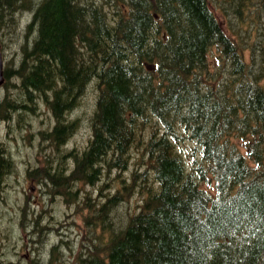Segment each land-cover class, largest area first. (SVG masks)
Masks as SVG:
<instances>
[{
	"label": "trees",
	"instance_id": "obj_1",
	"mask_svg": "<svg viewBox=\"0 0 264 264\" xmlns=\"http://www.w3.org/2000/svg\"><path fill=\"white\" fill-rule=\"evenodd\" d=\"M222 1L247 55L210 0H0V25L30 9L33 33L3 71L0 117L52 115L27 176L81 217L68 264H264V0ZM90 84L89 135L68 147ZM14 171L0 146V182Z\"/></svg>",
	"mask_w": 264,
	"mask_h": 264
},
{
	"label": "rangeland",
	"instance_id": "obj_2",
	"mask_svg": "<svg viewBox=\"0 0 264 264\" xmlns=\"http://www.w3.org/2000/svg\"><path fill=\"white\" fill-rule=\"evenodd\" d=\"M222 2L210 0V7L226 31L238 32L247 55L253 36L248 37L247 26L239 24L238 16L229 15L227 19L221 14L218 6ZM31 15L30 9L17 10L13 15L15 23L9 28L5 25L7 17L2 16L0 46L4 69L14 68L19 63L20 45L32 39L33 33L25 37V28ZM255 70L256 67L252 69L253 72ZM6 82L4 79L0 87V101L5 95ZM94 92L90 84L80 108L74 113V116L81 118V124L70 138L68 147L81 146L89 135L88 117L93 110ZM36 106L34 113L23 115L20 127L15 120L11 122L0 117V146L10 152L15 168L13 173L0 182V264H45L50 256L54 263L68 264L86 233L81 217L75 213L76 207L67 205L60 197L51 196L44 185L37 184L27 176L28 170L39 165L36 133L50 129L53 124L52 115L46 106L42 103ZM189 146L184 143L183 147ZM99 187L100 184L83 186V192L95 198ZM109 190L104 187L102 192L106 194ZM137 204L136 197L128 203H122L118 218H123L126 211L135 208ZM55 244L57 247L54 255H51V248Z\"/></svg>",
	"mask_w": 264,
	"mask_h": 264
},
{
	"label": "water",
	"instance_id": "obj_3",
	"mask_svg": "<svg viewBox=\"0 0 264 264\" xmlns=\"http://www.w3.org/2000/svg\"><path fill=\"white\" fill-rule=\"evenodd\" d=\"M2 83H3V61H2V55L0 49V86Z\"/></svg>",
	"mask_w": 264,
	"mask_h": 264
}]
</instances>
